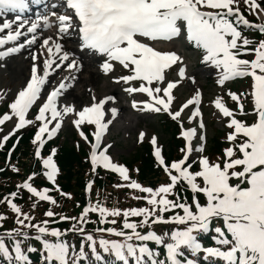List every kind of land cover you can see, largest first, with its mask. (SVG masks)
Instances as JSON below:
<instances>
[{"label":"snow or ice","instance_id":"snow-or-ice-1","mask_svg":"<svg viewBox=\"0 0 264 264\" xmlns=\"http://www.w3.org/2000/svg\"><path fill=\"white\" fill-rule=\"evenodd\" d=\"M32 3L41 9L25 16L28 0H0V68L17 55L30 62L25 85L0 113V126L14 125L0 148L15 137L6 164L18 176L20 162L12 154L22 136L16 134L34 128L32 168L0 195V260L34 264L31 256L38 254L39 264H264V0ZM73 39L75 48L69 46ZM192 51L199 53V78L188 70ZM85 57L122 85L131 109L175 125L181 141L175 157L164 154L156 134L149 139L163 182L142 184L110 155L104 138L119 110L106 105L116 103L114 95L98 99L88 89L86 104L69 95ZM57 74L58 83L51 80ZM209 75L218 92L208 104L224 132L215 155L206 154L202 107ZM237 80L249 81L248 89L233 90ZM7 95L0 93V101ZM65 125L76 133L77 148L88 145L91 175L101 169L117 174L113 187L134 206L108 207L98 192L93 202L89 179L86 198L73 205L80 211L64 210L74 197L58 183L57 148L44 149ZM145 135L139 131V140ZM9 219L13 226L5 228Z\"/></svg>","mask_w":264,"mask_h":264},{"label":"rangeland","instance_id":"rangeland-1","mask_svg":"<svg viewBox=\"0 0 264 264\" xmlns=\"http://www.w3.org/2000/svg\"><path fill=\"white\" fill-rule=\"evenodd\" d=\"M251 18V17H250ZM179 51L184 52V49L181 48ZM193 53H196L197 56V61L193 58L192 54L187 55V63H188V70L189 72L196 71L198 78L200 74V64H198L199 61V53L196 51H192ZM97 63H95V68L97 73L95 72L94 78L96 79V84L92 83L93 85H90L89 89H93L96 91L97 96H101L103 94L107 95H114L120 96L119 102L116 101L115 106L118 108V112L120 115L123 116V113L131 114L135 116L134 120L131 121L128 126H125L126 123L123 124L120 118L116 116V118L113 120V123L109 126V130L105 135V142L110 144L112 147L110 149V155L114 157V160L116 162L122 163V162H127L128 169L130 170V173L133 178L138 179L142 184L148 185H156L160 182H163L165 177L163 173L161 172L158 177H153L154 175H149V177L146 179V181H142L140 179V175L133 171L135 169H139V165L136 161L133 160L134 152L136 149H138L140 140L138 138L139 136V131H145V141H149L150 137L153 134H156L159 137L160 143L163 145V149H167L171 147V144L173 142L172 135L173 132L176 135L177 131H170L169 127H166L168 120L166 117H159V115H152V116H147L144 114L137 113L135 110L131 109L130 107V102H131V97L128 95H125L122 92V85L116 84L111 81L109 77H106L104 74H100L97 69ZM61 76L58 74L57 77L54 76L53 80H58ZM209 77L207 76L205 82V87H204V97H210L206 99L207 103L209 99L213 96L214 93L218 92V89L215 91V88L212 86L211 82L209 81ZM22 80V79H21ZM15 80V77L13 74L9 73L6 68H0V93H8L6 98L3 101H0V108H6L7 103L10 102L14 98V93L19 90L20 87H22V81ZM248 84L249 81L246 80H237L235 83H232L230 87L233 90L237 89H248ZM50 88L45 89V93L49 90ZM84 89V87L82 88ZM80 90V89H79ZM87 93V92H86ZM213 93V94H212ZM89 94V91H88ZM185 95H190L189 91H185ZM127 97V98H126ZM82 102L80 100L77 101L78 104H86L90 103L89 99L82 98ZM86 99V100H85ZM121 106L123 108H121ZM210 107L207 106V116H210L212 120H214L212 116V111L209 109ZM107 109V105H106ZM36 109L34 108L32 110V115L29 116L30 119L34 118ZM121 112V113H120ZM3 113V112H0ZM107 118L112 119L110 112L106 111ZM163 119H165L163 123ZM165 124V125H164ZM172 125V124H171ZM14 125L9 123L6 126H0V138L4 134H7L8 131L11 130V128ZM219 125L216 123L214 120L213 124L208 125L207 128V149H206V154L209 155H215L218 154L219 149L223 146L222 144L219 143L220 138L224 135V132L222 129L216 130L215 133V140L213 135L214 129H217ZM31 127L26 126L25 129L21 130L18 132V135H21L23 140H25L29 134H30V129ZM34 133V128L33 131ZM59 137L56 141V145H58L62 140L65 139L67 142L74 143V141L77 140L76 133L67 125L64 126L63 130L59 132L58 136ZM22 140V139H21ZM53 142V141H51ZM214 144L213 150L211 152H207L210 144ZM83 144V143H81ZM88 147V145H87ZM151 147V145H150ZM52 147L44 150V153L47 154L48 151ZM89 150V147H88ZM23 154L18 155L16 154L15 156L12 157V161L16 162L19 160V166L21 170V175H16L11 172L10 169H8L7 164L2 160L4 157V153H2L1 148H0V168H4L5 171L3 173H0V195H3L5 193H8L13 190V187L16 182L20 181L24 175H26L30 169L33 166V156L31 155V160L28 158H24L23 155H29L31 152H33V146L32 145H25L23 146L22 150ZM177 153L174 154L173 157H175ZM132 162V163H131ZM136 163V164H133ZM61 173L59 172V177H58V183L60 184L61 181ZM77 176L81 178L83 181L81 182V185L86 184V182L89 179H94V182L97 181L98 179H101L104 185L107 186L106 192L103 195H100L99 199L102 202H105V198L107 197L106 204L108 207H113L119 202L120 207H129V206H134L135 202L131 200H126V192L125 191H119L113 187V184L117 182L118 180V175L115 173H111L110 171H105L101 169L99 174L95 177H93L90 173V169L87 166L85 162H83L82 166L77 169ZM44 182L43 179H38ZM85 182V183H84ZM70 193L73 194V201H65L64 202V210L68 212L69 214H77L80 211V208L74 207V202L75 201H82L86 197L83 195L82 189H76L72 188ZM92 200L95 202L97 197L94 196L93 193H91ZM25 200H27V194H25ZM18 203H24V201H17ZM46 207V205H45ZM25 210H27V206H25ZM4 211L3 206H0V212ZM37 215H39V211L37 212ZM13 226L12 220L9 219L5 224V228H10ZM162 225L157 226V229H160ZM68 239L71 241L73 237H68ZM36 247H40L38 244H36Z\"/></svg>","mask_w":264,"mask_h":264},{"label":"bare ground","instance_id":"bare-ground-1","mask_svg":"<svg viewBox=\"0 0 264 264\" xmlns=\"http://www.w3.org/2000/svg\"><path fill=\"white\" fill-rule=\"evenodd\" d=\"M28 2H32V0H28ZM75 47L77 46H73V48ZM23 56L26 57L27 53L26 52L23 53ZM5 68L6 70H8L9 73L14 75L15 80H17V83L18 81L22 79L21 80L22 84L25 85L26 79L29 77V74H30V62L28 59L22 58V56L20 55L14 56L13 58L7 61V66ZM94 74H95V71L93 70V60H89L87 57H85L83 70L82 72L78 74V79L77 81L74 82V86L71 92L69 93L70 96L75 98L76 102L77 100L81 101L83 97L86 98L87 97L86 92H88L90 85H93L92 83L96 84V79H95L96 77L94 78ZM53 77L54 76L51 77V80ZM83 87L84 89H82ZM89 98H90V95H89ZM113 106L114 104L109 103L107 106V109ZM134 117L135 116L131 114H127L125 112L123 113V116L122 115L119 116L123 124L126 123V125L124 124L125 126H128V124L135 119Z\"/></svg>","mask_w":264,"mask_h":264},{"label":"trees","instance_id":"trees-1","mask_svg":"<svg viewBox=\"0 0 264 264\" xmlns=\"http://www.w3.org/2000/svg\"><path fill=\"white\" fill-rule=\"evenodd\" d=\"M172 153V150H169V154ZM84 155V150L81 148L79 151H76L73 146L68 143H64L57 153V162L60 165L63 172L64 187L65 189H70L72 181L75 182L77 186L80 184L78 181H75V170L77 167L81 166V158ZM133 160H136L140 164V176L145 178L148 175L156 173L154 160L151 155L150 149L147 145L142 144L139 150L136 152V156ZM155 175V174H154Z\"/></svg>","mask_w":264,"mask_h":264}]
</instances>
